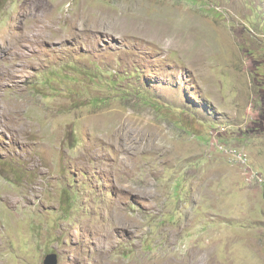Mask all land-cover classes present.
<instances>
[{
	"label": "rangeland",
	"instance_id": "obj_1",
	"mask_svg": "<svg viewBox=\"0 0 264 264\" xmlns=\"http://www.w3.org/2000/svg\"><path fill=\"white\" fill-rule=\"evenodd\" d=\"M264 264V0H0V264Z\"/></svg>",
	"mask_w": 264,
	"mask_h": 264
},
{
	"label": "water",
	"instance_id": "obj_2",
	"mask_svg": "<svg viewBox=\"0 0 264 264\" xmlns=\"http://www.w3.org/2000/svg\"><path fill=\"white\" fill-rule=\"evenodd\" d=\"M43 264H57V256L55 253H48L44 260Z\"/></svg>",
	"mask_w": 264,
	"mask_h": 264
}]
</instances>
